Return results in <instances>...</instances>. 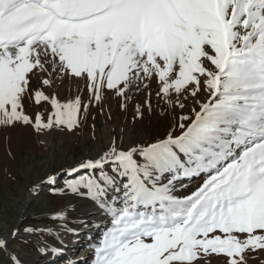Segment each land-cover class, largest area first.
Masks as SVG:
<instances>
[{"label":"snow or ice","instance_id":"1","mask_svg":"<svg viewBox=\"0 0 264 264\" xmlns=\"http://www.w3.org/2000/svg\"><path fill=\"white\" fill-rule=\"evenodd\" d=\"M111 100L169 123L65 167L92 264H264V0H0V128L73 133Z\"/></svg>","mask_w":264,"mask_h":264},{"label":"rangeland","instance_id":"2","mask_svg":"<svg viewBox=\"0 0 264 264\" xmlns=\"http://www.w3.org/2000/svg\"><path fill=\"white\" fill-rule=\"evenodd\" d=\"M75 95L74 88H65L62 94ZM168 123L147 113L134 122L133 106L121 111L117 101L111 100L103 112L91 107L87 119L73 133L53 130L37 135L29 128H0V238L7 241L6 248H0V264H83L85 260L92 264L90 245L101 234L102 227L96 225L102 224V217L90 200L54 195L53 189L65 187L66 166L95 155L121 129L126 130V140H148L162 135ZM48 175H57L54 185L47 182ZM62 211L66 221L52 219ZM63 223L75 234L61 230ZM17 227L20 232L13 238L11 233ZM28 227L38 231L25 233ZM52 247L62 248L64 254H45V249Z\"/></svg>","mask_w":264,"mask_h":264}]
</instances>
